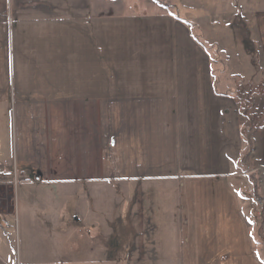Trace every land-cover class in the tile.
Instances as JSON below:
<instances>
[{
	"label": "crops",
	"instance_id": "0c3cea01",
	"mask_svg": "<svg viewBox=\"0 0 264 264\" xmlns=\"http://www.w3.org/2000/svg\"><path fill=\"white\" fill-rule=\"evenodd\" d=\"M120 2L0 0L3 179L15 159L22 188L76 187L83 231L65 263L264 264L251 215L264 199L252 173L264 171V0H237L236 29L229 8L209 10L199 36L171 12L108 11ZM29 221L20 235L36 241Z\"/></svg>",
	"mask_w": 264,
	"mask_h": 264
},
{
	"label": "rangeland",
	"instance_id": "374dc122",
	"mask_svg": "<svg viewBox=\"0 0 264 264\" xmlns=\"http://www.w3.org/2000/svg\"><path fill=\"white\" fill-rule=\"evenodd\" d=\"M124 1L126 6L122 2L116 3L117 6L113 9H108V11L112 10L113 12L111 11V13H120L125 10L127 14L171 12L180 18L194 20L193 24L197 27L196 33L198 36L205 31L204 26H206V18L209 15L208 11H219L224 5L230 10L229 22L236 29L237 0ZM218 18L220 19V17ZM251 43L247 41L246 47H249V52H254L255 49L253 48L256 46L253 41ZM234 67L235 69L228 67V71L235 72L236 66ZM229 78L231 81L237 80L236 76L234 77L233 75H230ZM253 163L254 165L251 164L252 166H257V162L253 161ZM14 164H17L15 159L12 162V165ZM0 165L4 166L2 162H0ZM263 172L260 166L252 172L257 174L256 177L253 176V180L258 184L260 175ZM21 174L17 166V185L15 184V177L10 180H2L3 183L0 188V243L10 248L14 255L13 263L15 262V264H26L24 260L28 252L31 251L34 259L36 258L35 264H37V259L41 260L43 264H72L65 263V260L68 256L77 254L78 230L83 231L82 227H78L75 218L72 223L70 219L71 215L76 214V187L70 186V190L63 188L61 190L54 189L53 191L48 188H38L36 190L27 189V186L22 188L25 183L21 182L23 181ZM26 195L29 197V202L26 200ZM260 201L262 203L256 202L255 199L256 204L252 207L253 214L251 213V215L257 220L255 228L260 230L262 241L264 242V223H262L264 218V199H260ZM249 212L247 213L249 214ZM27 217L31 224H35L34 230L30 232L31 234L29 233V236L33 235L32 238L36 237V241L27 240L26 235L24 238L20 235V229L23 233ZM52 218L54 223H49ZM117 227V234L119 237H123L122 246L118 249L120 253L126 248L124 238L128 226L117 224ZM262 247L264 249V245Z\"/></svg>",
	"mask_w": 264,
	"mask_h": 264
},
{
	"label": "trees",
	"instance_id": "16d2710c",
	"mask_svg": "<svg viewBox=\"0 0 264 264\" xmlns=\"http://www.w3.org/2000/svg\"><path fill=\"white\" fill-rule=\"evenodd\" d=\"M253 192L255 196H258L259 192V184L253 180ZM255 238L257 239L258 243L261 245V247L264 245V242L262 241L261 232L260 230H256ZM263 248V247H262Z\"/></svg>",
	"mask_w": 264,
	"mask_h": 264
},
{
	"label": "built area",
	"instance_id": "2783aa9c",
	"mask_svg": "<svg viewBox=\"0 0 264 264\" xmlns=\"http://www.w3.org/2000/svg\"><path fill=\"white\" fill-rule=\"evenodd\" d=\"M4 173H5V167L0 165V188H1V185L3 183L2 180H4L3 177H2ZM13 177H15V184L17 185V183H18L17 179L18 178H17V165L16 164L13 165V170L11 172V177L10 178H13Z\"/></svg>",
	"mask_w": 264,
	"mask_h": 264
}]
</instances>
